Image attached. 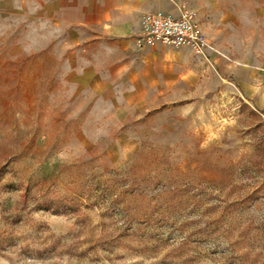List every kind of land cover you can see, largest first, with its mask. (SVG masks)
<instances>
[{
  "label": "rangeland",
  "instance_id": "obj_1",
  "mask_svg": "<svg viewBox=\"0 0 264 264\" xmlns=\"http://www.w3.org/2000/svg\"><path fill=\"white\" fill-rule=\"evenodd\" d=\"M203 5L217 70L193 57L112 153L78 142L62 64L0 48V264H264V0Z\"/></svg>",
  "mask_w": 264,
  "mask_h": 264
},
{
  "label": "crops",
  "instance_id": "obj_2",
  "mask_svg": "<svg viewBox=\"0 0 264 264\" xmlns=\"http://www.w3.org/2000/svg\"><path fill=\"white\" fill-rule=\"evenodd\" d=\"M204 2L0 0V48L62 64L61 76L72 80L77 94L78 142L112 153L126 139L132 118L161 111L167 103L181 104L183 82L199 77L198 63L186 48L140 43L142 15L150 10L177 14L193 6L203 15ZM205 17L212 18L208 12ZM206 35L208 42L222 43L209 31Z\"/></svg>",
  "mask_w": 264,
  "mask_h": 264
},
{
  "label": "built area",
  "instance_id": "obj_3",
  "mask_svg": "<svg viewBox=\"0 0 264 264\" xmlns=\"http://www.w3.org/2000/svg\"><path fill=\"white\" fill-rule=\"evenodd\" d=\"M140 43L148 46L163 44L180 49L186 48L196 59L212 61V55L224 56V52L209 44L196 21L195 14L186 8L177 14L164 10H150L142 15ZM212 63V62H211Z\"/></svg>",
  "mask_w": 264,
  "mask_h": 264
},
{
  "label": "trees",
  "instance_id": "obj_4",
  "mask_svg": "<svg viewBox=\"0 0 264 264\" xmlns=\"http://www.w3.org/2000/svg\"><path fill=\"white\" fill-rule=\"evenodd\" d=\"M39 203H40V206H48L49 207L51 200L47 199V196L43 195L41 197V199H39ZM50 207H54V206H50Z\"/></svg>",
  "mask_w": 264,
  "mask_h": 264
},
{
  "label": "bare ground",
  "instance_id": "obj_5",
  "mask_svg": "<svg viewBox=\"0 0 264 264\" xmlns=\"http://www.w3.org/2000/svg\"><path fill=\"white\" fill-rule=\"evenodd\" d=\"M213 65V64H212ZM213 67H214V65H213ZM215 68V67H214ZM224 80V79H223ZM225 81V80H224ZM226 83L228 84V86L234 91V92H236V93H240L239 92V89H238V87L234 84V83H230V82H227L226 81Z\"/></svg>",
  "mask_w": 264,
  "mask_h": 264
}]
</instances>
